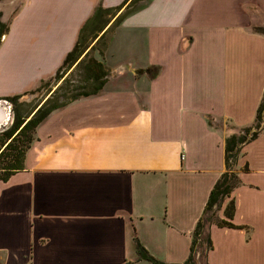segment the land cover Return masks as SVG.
I'll return each mask as SVG.
<instances>
[{
	"label": "crops",
	"instance_id": "crops-1",
	"mask_svg": "<svg viewBox=\"0 0 264 264\" xmlns=\"http://www.w3.org/2000/svg\"><path fill=\"white\" fill-rule=\"evenodd\" d=\"M131 1L0 0V99L53 77L98 5L106 26L58 82L115 25L91 55L102 89L51 111L0 180V264H152L134 236L165 262L189 254L225 137L263 98L264 0ZM236 172L217 217L233 199L237 226L210 225L208 261L264 264V124Z\"/></svg>",
	"mask_w": 264,
	"mask_h": 264
},
{
	"label": "trees",
	"instance_id": "trees-1",
	"mask_svg": "<svg viewBox=\"0 0 264 264\" xmlns=\"http://www.w3.org/2000/svg\"><path fill=\"white\" fill-rule=\"evenodd\" d=\"M138 0H132L131 5ZM113 10L109 8H102L98 5L93 13V16L81 27L79 37L71 51H69L63 60L61 66L57 69L55 75L49 79L41 80L39 85L49 84L50 80H60L66 70H68L78 59L81 53L87 46L89 37L95 38L98 32L102 31L106 26L108 19L106 15ZM1 17V14H0ZM120 17L116 20L118 22ZM7 31V24L0 19V41L1 36ZM264 34V28L260 30ZM101 38V37H100ZM94 46H92V49ZM77 69L81 72L80 78L73 79L64 78L63 84H59L57 88L51 93L43 105L37 108L35 113L29 118L30 112L22 113L20 106L22 102L17 100L22 94L7 96L3 99L8 100L13 104L14 121L12 125L4 131L0 132V158L7 153L11 156V160L7 162V166L0 167V180L6 181L10 175L23 167L24 154L29 147L33 131L36 126L53 110L64 106L65 104L83 96H88L99 92L107 81L108 71L104 64L92 57L89 52L77 64ZM74 85L72 88L67 86ZM37 87H40V86ZM63 89L59 94L58 91ZM33 89L29 92H34ZM58 92V93H57ZM61 99L58 101V98ZM264 124V93L263 98L257 107L255 118L251 124L240 126L225 137L224 144V160L225 170L212 186L203 215L196 222L194 230L191 235V243L189 247V254L183 262L170 263L165 262L151 255L141 242L134 236V248L137 254V259L147 260L152 264H209L208 252L212 248V241L210 238L209 227L212 223L218 226L236 227L230 220L233 217L235 206L233 199L226 204L224 208L225 219L212 220L211 216L214 212L220 209L224 199L229 197L234 187L240 184V179L236 172V165L239 156L241 155L242 147L254 140ZM23 138L22 142L19 141ZM21 146H17L18 143ZM18 147V148H17Z\"/></svg>",
	"mask_w": 264,
	"mask_h": 264
},
{
	"label": "rangeland",
	"instance_id": "rangeland-1",
	"mask_svg": "<svg viewBox=\"0 0 264 264\" xmlns=\"http://www.w3.org/2000/svg\"><path fill=\"white\" fill-rule=\"evenodd\" d=\"M16 2H20V0H15ZM17 4V5H16ZM18 6V3H15V8ZM117 23V22H116ZM115 25H111V27L107 30V32L105 33V36L103 37V39L97 43H95L94 48L89 50V54L90 55H95V56H99L100 53L98 52V50L102 47H104V43L105 41H107L109 34L112 32V30L114 29ZM89 41V40H88ZM91 43V42H90ZM112 49H117V45L115 46V44H112ZM96 58V57H95ZM119 59V58H118ZM118 59L114 60L113 64H116V62L118 61ZM80 70H82L80 68ZM79 69H77V67H74L72 69L71 72L68 73V75L66 76V78H70L73 79L71 81H74L75 78H80L81 76V72ZM65 78V79H66ZM64 81V80H63ZM63 81L60 83V81L58 82V80L52 79L50 80L49 84L46 85H39L40 87L35 86L33 89L36 88V90L33 92H28L26 94H22L21 97L17 100L18 102H22L20 109L22 113H26V112H30V114L37 109V107H40L41 105H43V103H45V101L52 97L51 93H53V91L57 88L58 84H63ZM75 82V81H74ZM77 83V82H75ZM57 84V85H56ZM74 85H70L67 86L69 88H72ZM32 89V90H33ZM63 89H60L59 94L62 92ZM57 92V93H58ZM61 99V97L58 98V101ZM1 132V131H0ZM23 138H20L19 141L22 142ZM18 143L17 146H21V143ZM18 148V147H17ZM9 153H7L5 156H3L2 158H0V167L2 166H7V162H9L11 160V156L8 155ZM212 220H216L217 219V211L214 212V215L211 216ZM1 259V258H0ZM1 262V260H0Z\"/></svg>",
	"mask_w": 264,
	"mask_h": 264
},
{
	"label": "water",
	"instance_id": "water-1",
	"mask_svg": "<svg viewBox=\"0 0 264 264\" xmlns=\"http://www.w3.org/2000/svg\"><path fill=\"white\" fill-rule=\"evenodd\" d=\"M6 103V100L0 99V129L9 121L11 117V108L8 107ZM35 111L33 112V114L35 113Z\"/></svg>",
	"mask_w": 264,
	"mask_h": 264
},
{
	"label": "flooded vegetation",
	"instance_id": "flooded-vegetation-1",
	"mask_svg": "<svg viewBox=\"0 0 264 264\" xmlns=\"http://www.w3.org/2000/svg\"><path fill=\"white\" fill-rule=\"evenodd\" d=\"M6 105L11 108V117H10L9 121L5 125H3L1 127L0 131H4L7 128H9L12 125L13 121H14L13 104L11 102H7Z\"/></svg>",
	"mask_w": 264,
	"mask_h": 264
}]
</instances>
